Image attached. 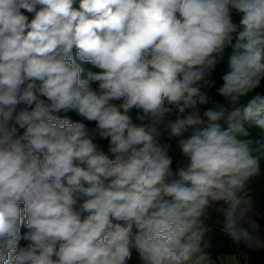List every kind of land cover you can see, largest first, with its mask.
<instances>
[{
  "label": "clouds",
  "instance_id": "clouds-1",
  "mask_svg": "<svg viewBox=\"0 0 264 264\" xmlns=\"http://www.w3.org/2000/svg\"><path fill=\"white\" fill-rule=\"evenodd\" d=\"M225 58V103L201 115ZM77 60L99 71L82 78ZM262 60L264 0H0V264H130L133 249L139 264H215V206L228 237L264 250L248 218ZM70 110L95 128L56 115Z\"/></svg>",
  "mask_w": 264,
  "mask_h": 264
},
{
  "label": "trees",
  "instance_id": "trees-1",
  "mask_svg": "<svg viewBox=\"0 0 264 264\" xmlns=\"http://www.w3.org/2000/svg\"><path fill=\"white\" fill-rule=\"evenodd\" d=\"M29 17V19L32 18L31 13H24ZM232 18L234 23H239L240 15L235 12V10L232 11ZM75 53V50H74ZM77 63H80L81 66L84 68L85 72L82 74V78H86V74L88 71L98 72L99 69L93 67L90 62H81L77 60ZM262 63H264V60H262ZM228 71L227 68V58L220 64H218L215 71L212 73L211 77H209L210 81H214V84H211L207 87H202V91H205L208 93V99L209 102L206 105H200V112L201 115H203V112L209 108H214L217 103H225L224 98L221 97L218 94V89L222 87L223 80L222 76ZM91 87L94 90H98V83L92 82ZM259 93L261 95H264V79L261 81V85L254 91L253 94ZM40 99H44L46 103H50V101L47 100L46 97L39 96ZM122 101H113V103L119 104ZM34 107V105H33ZM25 105L20 104L17 106V111L24 109ZM28 110H31L30 108ZM190 111V110H187ZM138 110L133 109L129 114L133 117L134 122L139 123V121H136L135 117L137 115ZM178 114V110L173 109V112L166 117V119L175 120L176 116ZM56 115H59L60 117L67 116L70 120L73 122H82L85 123V125L89 129L95 128V122H89L84 120L82 117H80L75 111L70 110L67 113L61 111L59 113H56ZM18 127V126H17ZM23 129H18V134H23ZM251 138L259 139L262 136H264V133L261 132V130L253 127L250 130ZM178 139L177 137L170 136V133L168 131H163L162 129V137L161 142L165 143L169 146V155L173 159V171L176 170L178 166H181L183 163H185V159L182 155V153L179 151L178 148ZM96 143L100 146L101 150L105 152V154L109 155L110 158L114 159V157L111 155V153L108 152V140L106 139H100L98 136L96 138ZM249 191L251 194L252 199V212L249 213L248 218L255 220L257 225L259 226V235L264 238V161L261 162V173L259 176L253 178V180L249 184ZM21 209H23L24 205H20ZM218 206H215L212 209H209L208 217L206 220V225L211 229L206 236L205 240L210 242V247L207 249L210 257L217 258L218 256L223 255H230L235 254L238 256L241 264H264V250H252L249 249L244 243L236 244L230 237H228L223 231H222V223H223V216L222 214L217 210ZM23 218V217H22ZM241 227H244L246 229H250V226L245 223L244 221L240 222ZM28 231L26 227V219H24V223L21 225V236L23 237L24 234H26ZM27 244V241L21 239L19 242V247H25ZM132 261L130 264H139L138 260V254L136 253L135 249L132 250Z\"/></svg>",
  "mask_w": 264,
  "mask_h": 264
},
{
  "label": "rangeland",
  "instance_id": "rangeland-1",
  "mask_svg": "<svg viewBox=\"0 0 264 264\" xmlns=\"http://www.w3.org/2000/svg\"><path fill=\"white\" fill-rule=\"evenodd\" d=\"M211 259L215 262V264H241L238 256L235 254L218 256L217 258L211 257Z\"/></svg>",
  "mask_w": 264,
  "mask_h": 264
}]
</instances>
